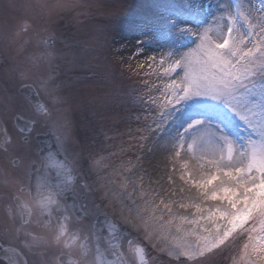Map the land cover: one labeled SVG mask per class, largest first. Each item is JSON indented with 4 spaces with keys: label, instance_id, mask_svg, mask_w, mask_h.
Wrapping results in <instances>:
<instances>
[{
    "label": "rangeland",
    "instance_id": "obj_1",
    "mask_svg": "<svg viewBox=\"0 0 264 264\" xmlns=\"http://www.w3.org/2000/svg\"><path fill=\"white\" fill-rule=\"evenodd\" d=\"M177 1L175 5L172 0H0V52L4 58L0 75L23 81L39 76L43 79L42 89L51 109L47 126H51L78 160L94 144L92 155L89 154L90 164L99 182L104 180L101 194L108 201L112 218L136 242L148 247L156 264H264V252L253 251L252 247L264 236V231H260L264 216L259 211L253 212L223 244L192 260L186 256L177 259L154 249L144 239L145 228L135 215L143 201L139 196L129 197L135 189L132 182L140 184L139 177H143L146 197L161 208V198L195 202L205 209L225 207L221 201L192 200L199 198L196 189L180 180V176L188 173L185 179L193 180L191 166L205 174L216 171L217 164L226 166L229 146L238 160L241 148L249 140H259L253 129L264 124V119L257 116H251L252 124L243 123L238 115L232 114L243 112V106L236 102L228 104L223 96L219 100L211 96L195 99L189 94L167 109L151 104L150 97L163 101L171 95V90L166 88L171 80L179 82L177 73L164 75L167 64L160 66L161 57L171 54L175 58L195 48L197 35L205 28L215 29L219 25L226 33L229 13L235 15L238 26L247 34L246 23L236 14L237 9L257 25L254 31L260 32L264 27V0H227L225 7L221 6L223 0ZM39 34L43 37L35 44ZM46 37L53 38L51 46L44 44ZM35 53L42 56L39 64L29 57ZM177 72L183 75L182 70ZM203 125L208 126L207 134L216 141L215 149L209 152L202 147ZM167 131L172 136L167 160H175L181 168L176 178L167 162L159 168L147 159L151 146ZM84 142L87 149L83 148ZM185 163L187 167H183ZM130 164L135 167L125 172ZM125 180L130 182L126 188ZM181 187L185 188L184 193H180ZM173 191L176 195H172ZM188 194L190 201L185 196ZM173 211L177 213L175 217L155 213L161 223L172 221L163 230L156 226L158 232L172 234L169 242L172 236H179L198 250L206 242L204 237L215 235V230L212 233L201 230V225L213 227L207 220L197 225L187 223L188 219L207 212L197 213L193 207L182 209L176 205ZM216 223L222 226L221 232L227 226L226 221ZM176 225L181 227L180 233L175 232ZM253 227L257 231L249 241L246 230ZM3 232L6 236L7 232ZM245 243L249 244L247 249ZM1 250L0 255L10 264L24 263L14 248Z\"/></svg>",
    "mask_w": 264,
    "mask_h": 264
},
{
    "label": "snow or ice",
    "instance_id": "obj_2",
    "mask_svg": "<svg viewBox=\"0 0 264 264\" xmlns=\"http://www.w3.org/2000/svg\"><path fill=\"white\" fill-rule=\"evenodd\" d=\"M236 14L240 15L246 23L247 34L238 26L235 15L229 13L226 33L219 25L215 29L205 28L198 33L195 48L175 58L171 54L167 58L161 57L160 66L163 68V65L167 64V67L163 68L164 75L177 73L179 82L176 79L171 80L166 85V88L171 90V95L166 96L163 101L150 97L151 104H159L163 109H167L174 106L176 101L186 99L189 94L195 99H208L211 96L214 100H219L223 96L226 103L236 102L243 106V112L232 113L238 115L243 123L252 124L251 116L264 119V27L260 29V32H256L254 29L257 25L250 23L239 9L236 10ZM257 57L261 59L258 60ZM178 69L183 71L182 76L177 72ZM163 114L164 111L161 116ZM253 130L259 140H249L241 148L238 160L233 156V149L229 146L226 166L217 164L216 171L207 174L201 170L199 180L185 179L188 173L180 176V180L185 184H191V187L197 190L200 198L221 201L225 204L223 208L205 209L199 203H186L183 200L175 201L170 198L167 201L161 198L160 204L163 205L161 208L146 197L142 183L143 177H139L140 184L136 181L132 182L135 183V189L139 191L134 189L129 193V197L139 196L143 201V204L136 209L135 215L141 219L145 228L144 239L148 240L154 249L167 252L168 255L177 259L186 256L188 260H192L195 256L203 255L211 248L223 244L253 212L259 211V214L264 216V124ZM56 140L57 143L48 146V152L61 158V166L65 170L60 184L61 190L71 191L76 185L87 189V180L83 171L78 168L79 161L76 154L68 149L60 137ZM134 167L135 165L130 164L125 168V172L131 171ZM183 167H187V164L185 163ZM203 167L201 165V169ZM172 182V178L169 177V183ZM129 183L125 180L123 187H128ZM179 191L184 193L186 190L181 187ZM172 195H176L175 191ZM173 205L182 209L193 207L197 213L207 212V215L188 219L187 223L197 225L207 220L213 227L206 228L201 225V230L209 233L215 230V235L204 237L206 242L199 245L198 250L197 246L188 244L179 236H172V242H169L168 237L172 234L158 232L156 226L159 225V229L163 230L171 226L172 221L161 223V219L156 217L155 213L160 212L162 215L175 217L177 213L173 211ZM81 207L86 209L87 205ZM128 211L130 214L133 213L132 208ZM217 220L226 221L227 226L223 227L222 232V226L216 223ZM99 223L102 229L105 226L107 228L106 239L110 247L119 249L121 246L117 241L123 233L118 223L109 219L107 215ZM246 231L249 233L248 240L252 241L254 239L252 233H255L257 229L253 227ZM260 231H264V221L261 222ZM175 232H181L179 225L175 226ZM257 243H253V251L264 252V236L259 237ZM248 247L249 244L245 243L244 248ZM134 254L139 264H148L142 248L134 249ZM108 264H136V260H125L124 253L121 252L117 259L109 261Z\"/></svg>",
    "mask_w": 264,
    "mask_h": 264
},
{
    "label": "flooded vegetation",
    "instance_id": "obj_3",
    "mask_svg": "<svg viewBox=\"0 0 264 264\" xmlns=\"http://www.w3.org/2000/svg\"><path fill=\"white\" fill-rule=\"evenodd\" d=\"M36 36L34 43L38 44L43 35ZM13 47L10 53L14 57ZM1 54L0 65L4 63ZM29 57L39 64L42 56L35 53ZM12 77L0 75V248H14L24 264H108L121 252L125 260L139 264L134 246L140 244L148 264H156L148 247L136 242L120 222L123 235L117 243L121 247H110L107 228L102 229L99 223L105 215L111 218L108 201L101 194L105 184L95 177L88 154L81 153L78 160L88 188L76 185L71 191L61 190L63 177L52 171L40 154L41 136L48 130L58 142L47 126V111L36 109L19 93L22 85H32L39 100L47 104L43 79ZM85 204L86 209L81 207ZM0 264L8 263L0 259Z\"/></svg>",
    "mask_w": 264,
    "mask_h": 264
},
{
    "label": "bare ground",
    "instance_id": "obj_4",
    "mask_svg": "<svg viewBox=\"0 0 264 264\" xmlns=\"http://www.w3.org/2000/svg\"><path fill=\"white\" fill-rule=\"evenodd\" d=\"M227 5V0H223L221 1V6L225 7ZM202 131V135L203 136V141H202V147L205 148V150L212 151L215 149L216 146V141L214 139H211L212 135L207 134L208 133V126L207 125H203L201 128ZM171 131H167V133L164 134V136L159 139L158 141H156L153 146H151V149L149 151V155L147 156L148 162L151 163V165H156L157 167H161L164 163L167 162V164H169L170 166L173 167V171H174V177H178L181 174V168L179 166H177V162L175 160H167V155L169 154L168 150H169V145L172 143V136L171 133H169ZM158 164V165H157ZM198 166V165H197ZM199 170H197L196 166H191V174H192V178L193 180H199L197 177ZM176 181V180H175ZM190 194L185 195L187 196V199L189 197ZM193 195V194H192ZM196 195L197 197H199V194L196 190ZM200 198V197H199ZM192 199L195 201H201V199ZM188 201H190V199H188Z\"/></svg>",
    "mask_w": 264,
    "mask_h": 264
},
{
    "label": "water",
    "instance_id": "obj_5",
    "mask_svg": "<svg viewBox=\"0 0 264 264\" xmlns=\"http://www.w3.org/2000/svg\"><path fill=\"white\" fill-rule=\"evenodd\" d=\"M49 42V41H48ZM22 94L28 99L30 100L35 106H37L39 104L35 94H31L29 91H27V88H22L21 89Z\"/></svg>",
    "mask_w": 264,
    "mask_h": 264
}]
</instances>
